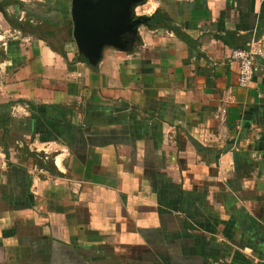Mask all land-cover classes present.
<instances>
[{
	"label": "crops",
	"instance_id": "0c3cea01",
	"mask_svg": "<svg viewBox=\"0 0 264 264\" xmlns=\"http://www.w3.org/2000/svg\"><path fill=\"white\" fill-rule=\"evenodd\" d=\"M159 10L93 69L72 0H0V264H264V56L249 88L230 58L264 0Z\"/></svg>",
	"mask_w": 264,
	"mask_h": 264
},
{
	"label": "water",
	"instance_id": "95a60500",
	"mask_svg": "<svg viewBox=\"0 0 264 264\" xmlns=\"http://www.w3.org/2000/svg\"><path fill=\"white\" fill-rule=\"evenodd\" d=\"M147 0H72V36L78 53L98 68L106 48L132 52L140 43L139 29L151 16L137 15Z\"/></svg>",
	"mask_w": 264,
	"mask_h": 264
},
{
	"label": "built area",
	"instance_id": "2783aa9c",
	"mask_svg": "<svg viewBox=\"0 0 264 264\" xmlns=\"http://www.w3.org/2000/svg\"><path fill=\"white\" fill-rule=\"evenodd\" d=\"M264 56V49L259 42H253L246 49H235L231 52V60L238 65V85L242 88L252 86L255 76L259 71V57ZM227 110L223 109L219 114L221 123L225 121Z\"/></svg>",
	"mask_w": 264,
	"mask_h": 264
},
{
	"label": "trees",
	"instance_id": "16d2710c",
	"mask_svg": "<svg viewBox=\"0 0 264 264\" xmlns=\"http://www.w3.org/2000/svg\"><path fill=\"white\" fill-rule=\"evenodd\" d=\"M172 24L173 23L170 17L163 10H159L157 13L154 14V18L152 22H150L149 26L150 27L152 26V28L154 27L156 29H171ZM172 29H175V28H172ZM175 32H177L178 36H180L184 41L189 42L188 37L182 36L180 33H178L177 30H175ZM242 49H246V48H242ZM79 59H80V62L86 63L85 59L80 54H79Z\"/></svg>",
	"mask_w": 264,
	"mask_h": 264
},
{
	"label": "rangeland",
	"instance_id": "374dc122",
	"mask_svg": "<svg viewBox=\"0 0 264 264\" xmlns=\"http://www.w3.org/2000/svg\"><path fill=\"white\" fill-rule=\"evenodd\" d=\"M136 13H137V11H136ZM64 50V49H63Z\"/></svg>",
	"mask_w": 264,
	"mask_h": 264
}]
</instances>
